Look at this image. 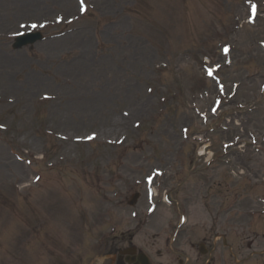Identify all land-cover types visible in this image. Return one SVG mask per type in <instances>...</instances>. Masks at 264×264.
I'll use <instances>...</instances> for the list:
<instances>
[{"label": "rangeland", "instance_id": "obj_1", "mask_svg": "<svg viewBox=\"0 0 264 264\" xmlns=\"http://www.w3.org/2000/svg\"><path fill=\"white\" fill-rule=\"evenodd\" d=\"M4 1L0 0V101L4 102L0 103V126L6 128L0 130V264H71L76 258L86 260L91 241L107 228L94 227L91 220L95 221L94 217L103 212L110 193L118 187L117 181L111 179H120L124 173L129 178L137 177L140 173L135 170L137 165H141L143 177L152 167L167 168L177 148L184 152L186 170L163 185L166 189L172 187L173 197L187 209L188 224L176 243L178 259H185L182 253L198 256L190 244L195 248L203 237L212 240L214 228L215 233H228L231 253L243 260L233 263L221 249L215 252V262L211 264H221V259L229 264H264V217L256 220L254 226L245 221L248 232L257 237L250 251L245 248L248 241L245 238L251 233L236 231L224 223L227 222L224 207L236 199L234 193L241 187L246 188L241 190V199L264 198V145L229 149L227 157L220 154L223 142L247 140L250 133L259 137L264 131V97H259L257 91L264 81V56L255 45L256 39L264 37V23L253 27L245 24L244 3L250 0H89L95 11L71 25H57L55 18L61 16L65 22L73 17L74 0H33L24 8H18L11 0L13 5ZM70 6L73 13L65 10ZM235 15L242 18L238 19V31L232 25L226 29ZM21 21L48 27L42 30L47 36L45 41L13 51L10 36L19 32ZM211 29L222 35L223 42L236 45L233 67L224 71V77L228 83L247 78L239 95L254 101L257 107L255 112L243 114L241 121H231L226 128L228 132L213 135L203 132V139L212 138L210 155L214 152L225 162L210 165L217 167L208 172L214 190L228 176L234 179L241 175L259 181L253 190L245 187L243 180L237 188H230V193L226 191L227 199L223 202L210 198L203 183L205 162L215 156H205L201 163L193 160L197 161V168H192L188 161L189 155L196 152L194 145L182 141L176 145L182 136L181 128L188 125L191 130V94L197 93L199 84L210 89L213 86L202 79V72L192 61ZM68 30L69 34L63 36ZM161 65L167 69H158ZM154 76L159 79L157 82L152 81ZM148 86L162 87L163 94L168 96L178 94L177 98L169 99L162 116L151 120L148 117L157 109L158 95L155 91L148 93ZM43 97L50 100L40 103ZM122 118L128 124L126 130L117 127ZM142 119H146L143 129L133 134L134 124ZM108 128H116L117 132L110 134ZM44 130H56L66 141L54 139ZM127 132L124 144L119 147L107 148L97 139L90 145L71 143L87 135L116 141ZM138 134L141 136L137 137ZM30 151L36 155L28 156ZM42 152H47V157L40 162ZM14 153L23 160L30 159L31 165L19 162ZM142 156L147 157L149 164L148 160H141ZM57 157L64 158V162L56 169H47L45 163H53ZM31 171L42 175L37 185H31ZM191 186L197 190L196 195L189 194ZM144 200L143 196L135 205L140 212ZM240 203L245 205L241 211L261 208L253 203ZM220 205L224 213L220 212ZM167 206L160 205L147 229L137 237L144 245L155 244L151 248L154 253H160L161 224L174 214ZM202 206L205 213L199 214L200 220H193L196 207ZM167 209L172 214H166ZM236 210L234 214L243 215L244 212ZM124 212L112 215V220L121 223L120 232L128 231L129 219ZM76 221L85 222L87 229L82 231L86 233L83 237L79 236L77 248H73L74 235L63 228ZM75 232L78 235L79 231ZM169 256L174 258L172 254ZM153 257L161 264L169 262L168 256L153 254Z\"/></svg>", "mask_w": 264, "mask_h": 264}, {"label": "bare ground", "instance_id": "obj_2", "mask_svg": "<svg viewBox=\"0 0 264 264\" xmlns=\"http://www.w3.org/2000/svg\"><path fill=\"white\" fill-rule=\"evenodd\" d=\"M13 1V4L16 6H20V7H22V8H24L26 5H28L29 3H32V1L33 0H12ZM57 2H59V1H57ZM126 125H127V123H126ZM127 127H128V125H127ZM108 132L110 133V134H115L116 132H117V130L116 129H113V128H110V129H108ZM21 169H23V168H21Z\"/></svg>", "mask_w": 264, "mask_h": 264}, {"label": "snow or ice", "instance_id": "obj_3", "mask_svg": "<svg viewBox=\"0 0 264 264\" xmlns=\"http://www.w3.org/2000/svg\"><path fill=\"white\" fill-rule=\"evenodd\" d=\"M81 3H83V0H81Z\"/></svg>", "mask_w": 264, "mask_h": 264}]
</instances>
